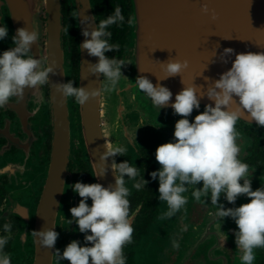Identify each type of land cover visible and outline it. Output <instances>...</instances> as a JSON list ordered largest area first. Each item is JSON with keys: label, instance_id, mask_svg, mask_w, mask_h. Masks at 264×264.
Returning a JSON list of instances; mask_svg holds the SVG:
<instances>
[{"label": "clouds", "instance_id": "9594fccd", "mask_svg": "<svg viewBox=\"0 0 264 264\" xmlns=\"http://www.w3.org/2000/svg\"><path fill=\"white\" fill-rule=\"evenodd\" d=\"M202 12L209 13L207 4L202 5ZM212 18L216 19L215 13ZM124 20L121 8L116 7L94 28H84L82 34L86 39L80 44L81 51L98 58L97 63L87 65L88 71L98 77L102 75L107 83L89 91L85 87L74 86L72 81L57 82L55 91L62 100L74 98L78 105L83 106L90 98L115 89L123 75L122 66L127 64L106 56L107 52L118 51L120 47L109 43L112 33L107 29ZM90 21H95V17L85 15L82 19L84 24ZM8 34L7 25L0 26V41L5 40ZM38 39L39 34L34 28H19L12 36L13 46L0 53V108L13 97L22 98L26 88L35 89L37 85L46 84L50 73L58 74L52 66L42 68L40 58L29 54L32 53V44ZM232 54L234 49L225 48L221 60L228 63ZM161 67L166 73L164 79H167L180 75L188 67V62L170 59L161 63ZM135 84L154 106L160 110L171 107L174 115L183 117L175 123L173 140L156 149L155 159L161 167L150 174L152 181L158 179V198L168 207L162 218H171L183 209L187 204L184 193L191 189L196 201L204 197L217 208L210 215L222 221L230 217L235 222L238 228L235 244L241 264H253L254 250L264 248V187L252 189L249 165L239 158L241 149L235 127L245 113L250 123L264 127V52L236 54L231 68L220 74L206 93H198L195 86H186L175 95L172 103L173 93L168 87L160 83L154 85L149 78L140 75ZM205 95L215 106L207 104L204 111L190 122L189 117L194 110L201 108V99ZM103 147L105 151L100 156L101 163L97 164V177L107 173L108 160L112 158L110 167L115 175V184L105 187L100 183L76 182L70 186L82 199L78 206L70 209L72 219L68 222L78 225V231L84 234V244L81 246V241L73 240L62 254L56 249L54 255L60 261L66 259L70 264H126L123 249L126 244L132 243L134 228L129 215L130 191L125 184L126 177L136 179L138 168L130 166L127 160L116 162L117 155H125V147H113L107 141ZM201 182L202 187H197ZM148 183L143 177L133 187L141 190ZM241 196L250 198V202L230 208L219 202L223 197L235 205ZM3 229L10 232L11 225L4 224ZM32 235L39 238L42 247L50 249L55 247L59 237L54 228L34 230ZM7 243L8 238L0 236V264H11V257L5 252ZM173 247L179 248V244L173 241Z\"/></svg>", "mask_w": 264, "mask_h": 264}, {"label": "flooded vegetation", "instance_id": "af4514ba", "mask_svg": "<svg viewBox=\"0 0 264 264\" xmlns=\"http://www.w3.org/2000/svg\"><path fill=\"white\" fill-rule=\"evenodd\" d=\"M32 1L34 0H24L21 3L18 0H0V26L6 24L9 29L8 37L0 41V53L13 46L12 36L17 29L34 28L39 34V39L32 44V53L29 54H33L34 58H40L42 68L53 67L54 50L48 30L47 0H35L38 3L37 7H33ZM73 2L74 0H62L61 46L62 63L65 68L63 83L72 81L74 86L79 87V30L74 25ZM22 11L25 19H20ZM132 19L133 12L129 20ZM128 21L123 52H118L114 56L125 63L132 58V54H129L126 59L131 33ZM106 83L107 81L103 80L102 86ZM60 104L61 100L55 95L50 73V80L46 84L37 85L35 89L26 88L22 98L13 97L7 105L0 108V236L8 238L5 252L11 257V264H70V261L66 259L60 261L54 255L56 249L62 254L73 240L81 241V246L84 244V234L78 231L77 224L70 225L68 222L72 219L70 209L75 199V193L70 186L80 181L86 184H92L93 181L80 144L78 104L74 98H67L71 135L69 151L67 150L62 160L57 159ZM202 110L201 106L196 111ZM114 123L118 124L114 147L126 148L124 156L115 157L117 163L127 160L130 166L138 168L136 179L131 180L126 177L125 186L130 191L128 196L130 219L137 214L136 223L143 215L147 222V230L141 236L142 240L149 233H155V227L161 225L164 217L161 210L163 202L158 198L159 182L158 179L152 181L150 174L161 167L155 159L156 149L173 140L175 123H156L151 127L148 123H135L134 117L127 112L117 113L112 117L109 115L105 126ZM235 130L238 133L237 143L241 149L239 158L249 165L252 189L264 187V127L247 124L239 119ZM143 177L149 183L141 190L135 189L133 185ZM197 187H202V182ZM191 191L190 189L184 193L187 197L185 207L169 218L171 229L160 253L163 264L177 258V251L183 239L190 235L194 228L202 226L209 228L201 236V243L202 238L204 240L201 251L195 254L196 246L192 245L193 248L188 256L184 259L179 258L178 264H241L235 244V231L238 230L235 222L230 217L222 221L210 215L217 211L210 199L202 197L200 201H196ZM89 200L92 203L91 199ZM219 202L226 208L238 207L250 202V198L241 196L235 205L228 203L223 197ZM47 214L51 217L48 226L59 233L55 247L52 249L42 247L39 238L32 235L34 230H44L47 224L44 217ZM4 224L11 225L10 232L4 231ZM217 226L222 229L232 227L234 240L228 239L226 231H224L226 237L218 236L215 229ZM173 241L179 244V248L173 247ZM208 242L211 243L208 245ZM46 249L49 252H46ZM219 249L228 256L229 260L220 255ZM193 253L195 256L191 255ZM254 253L258 257V261H254V264H264V248L255 249Z\"/></svg>", "mask_w": 264, "mask_h": 264}, {"label": "water", "instance_id": "95a60500", "mask_svg": "<svg viewBox=\"0 0 264 264\" xmlns=\"http://www.w3.org/2000/svg\"><path fill=\"white\" fill-rule=\"evenodd\" d=\"M18 2L23 3L24 0ZM131 3L133 19L130 24L131 33L126 59L129 54H132V58L126 63L125 77L120 78L114 90L90 98L83 106L78 105L81 148L90 168L92 180L105 187L115 184V175L110 167L112 158L108 160L107 173L97 177V164L101 163L100 156L105 151L103 145L107 141L114 147L116 141L115 130L118 124L105 126L109 115L112 117L114 114L127 112L134 117L135 123H148L151 127L156 123H176L183 118L174 115L171 107L160 110L159 107L154 106L150 98L136 86L135 80L138 75L149 78L154 85L160 83L168 87L173 93L170 101L172 103L175 101V95L186 86H195L198 93L201 91L206 93L208 87L219 79L220 74L231 68L236 54L264 52V0H131ZM47 4L48 30L54 50L53 67L58 73L52 74L55 85L57 82L63 83L65 78L61 46L63 5L62 0H47ZM204 4L209 8L208 14L202 12ZM32 5L37 7L38 3L34 0ZM72 8L75 25L79 30V86L91 91L97 89L100 84L102 86L103 76L98 77L89 73L87 65L97 63L98 58L88 56L86 51H81L80 44L86 39L82 34L84 28L92 29L98 23L96 2L74 0ZM213 13L216 19L212 18ZM85 15L95 17V21L82 23ZM21 18L25 19L24 11L20 13ZM225 48L234 49V54L228 58V63L221 60ZM170 59L187 61L188 67L183 69L180 75L164 79L166 73L162 70L161 63ZM55 95L61 100L57 125V159L62 160L69 151L71 142L68 104L67 99L62 100L56 91ZM210 103L215 106L214 102L205 95L201 99L203 110H194L189 117L190 122ZM235 107L234 104L233 108ZM240 120L247 124H255L249 122L247 113L242 115ZM81 199L75 194L72 207L78 206ZM88 203L91 205L90 200ZM161 210L163 214L167 212L166 202H163ZM47 216L44 217L47 221H44L47 223L44 229L50 228L48 222L51 217L49 214ZM136 216L137 214L131 218L132 226ZM168 223L169 218H163L161 225L155 227V233H149L142 238L134 248V264H163L153 257L158 256L157 248L162 247L167 241L171 229ZM224 231L234 240L232 227H225ZM45 251L49 252L47 249ZM254 261H258L257 256Z\"/></svg>", "mask_w": 264, "mask_h": 264}, {"label": "trees", "instance_id": "16d2710c", "mask_svg": "<svg viewBox=\"0 0 264 264\" xmlns=\"http://www.w3.org/2000/svg\"><path fill=\"white\" fill-rule=\"evenodd\" d=\"M94 1L96 2V14H97L98 22L102 19H105L107 16L111 15L116 7L121 8L122 14L125 17L123 23H117L111 25L107 29L112 33L109 43L118 44L120 46L118 51H112L106 53V56L113 58L116 53L123 52V48L125 45L124 39L126 35V30L128 29L127 21L130 19L131 13L133 12L132 3L131 0H94ZM74 25H75V21H74ZM93 183L95 182L93 181ZM133 228H134L133 241L130 244H126L123 249L124 256L126 257V264H134V257H135L134 248L141 241V236H143L146 233L147 222H145L143 215H141L138 218L136 223L133 225Z\"/></svg>", "mask_w": 264, "mask_h": 264}, {"label": "rangeland", "instance_id": "374dc122", "mask_svg": "<svg viewBox=\"0 0 264 264\" xmlns=\"http://www.w3.org/2000/svg\"><path fill=\"white\" fill-rule=\"evenodd\" d=\"M123 69H124V71H126L125 70V66L123 67ZM125 75H126V73L123 75V76H121V77H125ZM80 139V138H79ZM116 140V139H115ZM169 224V223H168ZM208 228H209V226H205V227H196V228H194L193 229V231L191 232V234L190 235H188L186 238H184L183 239V241H182V245H181V247L179 248V250L177 251V258H173V260L170 262V264H178V259L180 258V259H184L186 256H188V254H189V252L192 250V245L193 246H196L195 248H194V250H196L197 252L195 253V254H197V253H199L200 251H201V248L204 246V240H203V238H202V243H201V236H202V234H204L205 233V230H208ZM216 232H217V235L219 236H222V237H226V234H225V232H224V229H222L221 227H219V226H217L216 228ZM169 236V235H168ZM216 238V237H215ZM228 239H230L229 237H228ZM211 242H208V245L210 244ZM215 248V247H214ZM213 248V249H214ZM162 249H163V247H158L157 248V250H158V256H154L153 258H154V260H156V261H159L160 263H163V260L161 259V257H160V253L162 252ZM219 251H220V255L221 256H225V258H227L228 260H229V258H228V256L224 253V252H222L220 249H219ZM195 254L193 253V254H191V255H193V256H195ZM190 255V256H191ZM199 255V254H198ZM192 256V257H193ZM219 256V255H218ZM158 258V259H157Z\"/></svg>", "mask_w": 264, "mask_h": 264}]
</instances>
